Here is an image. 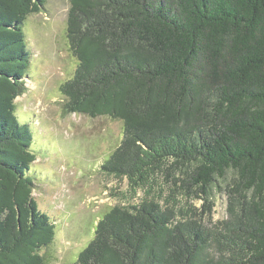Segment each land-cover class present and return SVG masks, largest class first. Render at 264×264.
<instances>
[{"label": "trees", "instance_id": "trees-1", "mask_svg": "<svg viewBox=\"0 0 264 264\" xmlns=\"http://www.w3.org/2000/svg\"><path fill=\"white\" fill-rule=\"evenodd\" d=\"M46 3L0 0V264H46L56 235L15 103L25 23ZM66 37L78 66L64 112L120 121L100 169L148 190L104 214L76 264H264V0H70ZM230 174L228 219L210 222Z\"/></svg>", "mask_w": 264, "mask_h": 264}, {"label": "rangeland", "instance_id": "rangeland-1", "mask_svg": "<svg viewBox=\"0 0 264 264\" xmlns=\"http://www.w3.org/2000/svg\"><path fill=\"white\" fill-rule=\"evenodd\" d=\"M69 8L70 0H47L43 11L25 23L32 61L25 78L27 91L15 102L18 118L34 136L33 197L56 227L53 244L41 252L46 264H76L104 214L116 205L140 202L148 191L132 190L126 177L100 169L122 138L120 121L64 112L60 87L78 66L66 37ZM231 178L230 174L211 188L210 222L228 219L225 192ZM159 190L156 187L155 193ZM192 199L188 204L202 213L203 202Z\"/></svg>", "mask_w": 264, "mask_h": 264}]
</instances>
